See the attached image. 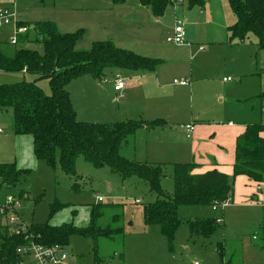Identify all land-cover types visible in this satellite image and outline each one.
Here are the masks:
<instances>
[{
  "label": "rangeland",
  "instance_id": "rangeland-1",
  "mask_svg": "<svg viewBox=\"0 0 264 264\" xmlns=\"http://www.w3.org/2000/svg\"><path fill=\"white\" fill-rule=\"evenodd\" d=\"M128 3V6H118L112 0H17L15 5L20 19L26 23L51 21L61 32L83 29V39L77 44L79 50L90 49L96 41L112 40L120 48L161 60L157 75L152 76L128 68L105 69L107 82L104 84L108 86L113 85L118 77L126 80L133 78L134 87L128 94L139 105L135 119L154 121L149 117L154 110L149 109L152 105L162 107L163 113L170 118L163 117L171 125L166 131L140 129L130 136L121 147L122 156L130 161L159 164L158 158L161 157L155 156L154 150H161L172 137L179 142L191 140L180 128L182 125L197 122L209 126H228L230 122L264 121V97L261 96L264 88V49L259 48V39L253 32L248 33L244 40L231 38L228 27L236 21V17L228 0H205L203 8L190 7L185 0L182 6H169L165 15L158 20L149 7L135 11L132 4H139L138 0H128ZM178 21L185 23L189 45H177L168 40L174 36ZM19 26L28 29L25 34L33 30V26L20 23ZM14 31L13 26L0 29V44L5 52L9 54L22 47L42 51L41 45H10L7 37L11 38ZM200 47L204 51H200ZM1 73L10 76L11 82L0 83L33 81L37 78L24 72ZM224 78H231L233 82L226 83ZM181 79L189 80L191 86L175 84V80ZM79 80L72 81V93L79 92L82 85L77 83ZM37 84L47 95L51 94L48 79H38ZM74 93L73 97L76 96ZM111 94L105 95L103 106H97L94 102L89 105L78 98L75 104L78 117L90 123L119 122L121 119L111 117L117 109L112 103L115 95ZM11 110H4L0 119V128L5 131L0 133V163L10 162L11 158L7 156L14 147L13 142H7L4 138L14 135ZM175 127L176 130H172ZM180 129L183 132L177 136L176 132ZM39 163L40 166L17 186L0 187V204L8 197L19 198L25 193L20 207L11 213L17 215L24 227L32 222L48 221L52 224L74 222L78 226H87L91 206L99 203V197L104 198L102 204L110 206L106 207V220L109 221L116 213L122 214L120 225L124 227V234L115 239L99 238L97 250L91 238L78 235L71 238L67 251L85 264H97L96 258L103 259L101 264H225L220 261L217 249L225 229L234 237H243L249 246L260 244L259 240H252V233L262 231L250 227L238 214L228 215L225 226H221L210 238H199L198 242H192L194 240L190 239L187 220L213 218L218 211L213 206H181L179 217L183 222L176 233L172 251L158 225L144 224L143 207L155 202L157 194L150 191L148 183L141 178L132 176L123 181L108 166L95 167L82 155L77 158L76 177L66 174L60 167H50L45 161ZM161 166L164 173L161 187L173 195L174 167L172 163H161ZM237 187L241 192L245 190L239 182ZM55 200L63 203L64 208L50 219L51 205ZM113 204L122 205L114 208ZM231 255L235 262L236 253L229 247L225 262L229 261ZM258 255V252L246 250L241 258L260 264ZM24 261V264H35L31 255L26 256Z\"/></svg>",
  "mask_w": 264,
  "mask_h": 264
},
{
  "label": "trees",
  "instance_id": "trees-1",
  "mask_svg": "<svg viewBox=\"0 0 264 264\" xmlns=\"http://www.w3.org/2000/svg\"><path fill=\"white\" fill-rule=\"evenodd\" d=\"M190 7L205 6V0H187ZM121 5L127 0H112ZM236 21L228 27L232 39L244 40L253 32L260 49H264V0H228ZM142 6L149 7L156 18L165 15L175 0H139ZM182 6V5H180ZM179 7V6H178ZM33 30L18 37V44L41 45L42 51L20 48L8 54L0 44V71L24 72L37 76L33 81L22 80L15 83H0V109H12L14 132L17 135H31L34 153L39 160L50 167H60L63 172L77 176V158L84 159L95 167L108 166L117 172L123 181L136 176L148 183L150 191L157 194V200L144 205L143 220L147 226L158 225L174 249L176 233L183 220L179 217L181 206L221 205L234 194L235 180L245 175L258 184L264 191V122L247 124L237 138L236 156L233 174L227 175L217 169L203 174H195V163L175 164L174 193L170 195L161 187L164 176L160 164H148L130 161L120 153L123 143L140 129L152 130L165 127L163 119L148 122L144 119H127L114 123H90L77 117L68 85L76 78L91 75L97 80H104L107 67L128 68L145 73L157 71L161 60L146 57L136 52L116 46L112 40L96 41L88 50L77 49L83 39L84 30L61 32L51 21H38ZM46 78L51 87L47 95L37 84L38 79ZM264 96V92L262 94ZM32 169L18 168L16 163H0V187H15L26 179ZM25 193L20 195V199ZM122 204H113L120 208ZM99 202L91 206L90 222L85 227H78L73 222L61 225L32 222L25 231L16 233L10 226H0V264H22L25 257L18 252L20 247L32 243L44 246L59 245L68 247L73 236H83L95 241L99 238L115 239L124 234L120 225L122 214H114L106 220L107 208ZM64 204L55 200L51 205L50 219ZM221 217L190 219L187 224L190 239L210 238L221 228ZM258 234V233H257ZM258 246L264 250V235H258ZM196 239V240H195ZM220 261L232 264V259L225 262L227 244H217ZM103 259L96 258L101 264Z\"/></svg>",
  "mask_w": 264,
  "mask_h": 264
},
{
  "label": "crops",
  "instance_id": "crops-1",
  "mask_svg": "<svg viewBox=\"0 0 264 264\" xmlns=\"http://www.w3.org/2000/svg\"><path fill=\"white\" fill-rule=\"evenodd\" d=\"M128 5L129 3L127 0L126 3L118 6H128ZM132 5H135V9H136L135 11L144 8L148 9V7L142 6L140 3L132 4ZM2 6L9 7L6 0L5 1L0 0V7ZM155 19L158 20L160 18L155 17ZM18 22L19 23L24 22L20 19L19 15H18ZM9 39L11 40V38L7 37V40ZM9 44L18 45V44H12L11 42ZM200 51H204V49ZM157 71L154 73L144 72L142 74L146 76H152V75H157ZM1 72L2 71H0V82H11L9 81L11 77L7 75H2L3 73ZM138 77L141 78V76ZM80 78L82 79L79 80ZM80 78L75 79V80H79L77 83L82 84L79 92L77 93L73 92L76 95L75 97H73V93L70 90L72 82L68 85V89L70 91L74 107H76L75 104L77 105L78 98H81V101L83 103L86 102L89 105L91 102H94L97 106H103L105 104L104 103L105 95L109 94L110 92L112 93L111 95L113 94L115 95V98L112 101V103H115V105L117 106V109L112 113L111 117L113 119H121V120L135 119L134 117H136L137 115L139 105L135 101V99L133 97H130L128 94V91H130L134 87V84H132L133 78L132 79L130 78L131 80L128 81V85L121 91L115 90V81L113 85L112 84L109 86L108 84L105 85L107 82L105 80L106 78L102 81L95 79L91 75H84ZM263 92H264V88L262 89L261 92L262 97H264L262 95ZM155 106L158 105L149 106V109H154L150 112L149 117L155 120L158 119L165 120L163 117L170 119L167 114L163 113L162 107L160 108ZM4 110L6 112H9L8 109H0V119L2 117V112H4ZM10 112H12L13 115V111L11 110ZM78 119L81 121H86L80 119L79 117ZM250 119H255V118H250ZM165 121L167 123L165 127H157L152 130H146V131L151 132L156 130H163V131L168 130V128H170L171 125L167 120ZM256 122H264V121L245 120L239 122L238 124H234L233 122H230L228 126H216V125L209 126L204 123L194 122L193 123L195 126L194 131L190 133V135H188V133L185 131V133L187 134V138L191 139L189 142L186 141L179 142L177 139L172 137V139L168 140L167 145L163 147L161 150L160 149L154 150V155L161 157L158 158V161H160L159 163L160 165L161 163H172L174 170H175V164L195 163L196 164V168L194 170L195 174H203L206 173L207 171L217 169L220 172H223L231 176L234 171L237 138L240 134L244 132L247 124L256 123ZM180 128L183 129L182 126H180ZM0 130H1L0 133L5 132L3 128H0ZM172 130H176V127L175 129ZM180 130L176 132L177 136L181 135V133L183 132L182 130L181 131ZM4 138L7 142H13L14 144L13 151L9 153V156H7L11 158L10 159L11 163L13 162L16 163L17 167L21 169L29 168L33 170V169H37L40 166L39 161L41 160H39L34 153V143H33V137L31 135H27V134L17 135L14 132V135L10 134ZM163 161H170V162H163ZM238 182L245 189L244 191L242 192L239 191V187H237ZM234 187L235 189L232 199H230L224 207L215 208V210L218 211V214L216 216L221 217L222 226L223 225L225 226L224 223L228 215L238 214L249 223L250 227H253L254 229L259 228L260 232L262 231L264 235V191H260L258 188V184L251 181L249 177L245 175H240L236 178ZM74 213H76V211ZM61 224H52V225H61ZM78 227H85V226H78ZM259 234L261 233L258 234L252 233V240L254 241L258 240ZM222 239H223L222 241H224L227 244V252L229 247H231V249L236 253L235 262L233 256L231 255L233 264H256L251 259L243 260V258H241V255H243V252L246 250L253 253L258 252L259 254L258 256H260L261 259L260 264H264V250H261L258 244H255L254 246L253 245L249 246L250 245L249 243L243 241V237H238V236L234 237L233 234L227 233V229H225V231L222 233ZM198 240L196 242H198Z\"/></svg>",
  "mask_w": 264,
  "mask_h": 264
},
{
  "label": "built area",
  "instance_id": "built-area-1",
  "mask_svg": "<svg viewBox=\"0 0 264 264\" xmlns=\"http://www.w3.org/2000/svg\"><path fill=\"white\" fill-rule=\"evenodd\" d=\"M16 1L17 0H6L9 7H0V29L7 26L15 27L14 35L10 40L12 44H18V37L25 34V31L28 30L26 27L19 26L18 14L15 10ZM184 1L185 0H175L174 5H183ZM168 40L169 42L175 43L177 45L190 44L186 40V30L184 22L178 21L176 23L174 36L172 38H169ZM202 49L203 47H200V50ZM223 80L227 83L233 81L231 78H224ZM128 81L129 80L121 79L118 77L115 80V90H123L128 85ZM174 82L175 84L182 86L191 85V82L187 79L175 80ZM182 128L185 129L188 135H190V133L194 131L195 126L194 124H190L188 126L182 125ZM20 200V198L8 197L4 203L0 204V226H10L16 233H21L26 229L17 215L11 214L12 212H15L18 207H20ZM103 201V197L98 198V202ZM227 203L228 201L223 203L221 207H224ZM18 252L21 253L24 257L31 255L35 261V264H85L84 262L75 259L72 254L67 251V247H62L59 245L44 246L32 243L31 245L20 247L18 249ZM194 264L200 263L195 262Z\"/></svg>",
  "mask_w": 264,
  "mask_h": 264
}]
</instances>
